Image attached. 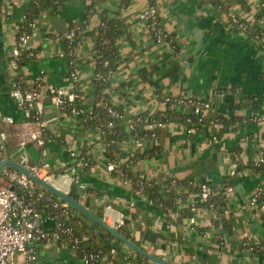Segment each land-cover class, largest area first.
<instances>
[{"label":"crops","instance_id":"crops-1","mask_svg":"<svg viewBox=\"0 0 264 264\" xmlns=\"http://www.w3.org/2000/svg\"><path fill=\"white\" fill-rule=\"evenodd\" d=\"M29 2L0 0V132L6 133L10 154L29 142L30 132L38 127L28 121L25 110L10 93L19 75L11 64L13 47ZM153 2L163 28L170 34L167 40L157 41L148 22L140 17L151 0H130L124 8L123 0H61L55 10L46 9L36 19L28 44L35 54L21 65V74L33 86L43 79L71 88L69 60L62 53L63 36L72 21L86 19L74 64L80 81L90 80L96 62L94 34L102 14L105 10L110 16L120 14L130 26L118 40L122 61L109 77L107 93L112 105L127 116L152 114L166 109L163 96L199 97L212 104L205 114L218 112L225 118L224 122L207 123L195 131H189L182 121L165 123L157 138L146 139L144 148L135 150H152L138 168L158 181L187 173V177L202 176L201 181L214 185L229 180L232 189L226 204L218 209L199 208L195 226L188 218H178L177 209L169 215L163 213L158 205L136 193L128 181L111 173L100 127L87 126L82 116L56 108L49 97L44 107L46 143L38 149V161L47 159L52 163L57 186L67 190L75 183L86 185L85 194L76 191L73 197L101 215L107 203L125 216L126 223L142 215L144 219L138 221L141 239L147 228L154 229V217L157 222L164 219L176 235L173 257L181 244L194 259L189 264H264V251L255 249L264 240V210L250 203L259 187L263 188L259 205L264 203V170L250 166L252 157L264 150V40L259 41L231 18V12L237 13L253 24L262 16L259 24L264 31L261 0H250L248 9L236 4L228 11L210 0ZM92 92L82 100L90 112L94 111ZM7 116L13 120L7 121ZM242 116L247 119L239 120ZM122 146L133 149L135 145L129 141ZM71 148L88 150L95 164L88 169L84 164L73 167ZM25 153L17 157L19 162H36L27 150ZM188 199L196 200L192 195ZM43 218L45 227L55 225L54 219L44 214ZM155 230L168 237V232ZM35 264L81 261L66 246L42 243Z\"/></svg>","mask_w":264,"mask_h":264},{"label":"trees","instance_id":"trees-1","mask_svg":"<svg viewBox=\"0 0 264 264\" xmlns=\"http://www.w3.org/2000/svg\"><path fill=\"white\" fill-rule=\"evenodd\" d=\"M60 1L61 0H30L29 4L27 5L24 11V17L19 25V30L16 33V38H18L24 32L31 34L36 19L39 17L41 12L46 9L55 10ZM210 1L214 4L220 5L228 11L230 6L236 4H239L244 9H248L250 0ZM129 3L130 0H123V4L121 7L124 8L128 6ZM261 4L264 9V0H261ZM148 6H153L156 8L153 0H151V3ZM238 15L240 20L244 22L246 21L250 24L246 28V30L249 33L253 34L255 38H257L259 41H263L264 39L262 38L264 35V31L259 24V21L262 16H259V18H257L252 24L245 18L241 17L240 14ZM85 21H72L69 24V29H74L78 26V35L73 41H70L69 39L63 37V51L67 58H74L77 42L85 28ZM146 21L149 24L154 38L159 41L154 30L152 29L153 22L159 26H162L157 8L155 13L150 15ZM129 26V22H127L126 19L120 14L116 16H110L108 14V11L105 10L103 12L100 25L97 29V32L94 34L96 48V67L94 70V74L91 78L93 85L92 95L94 100V111H85L84 113H79L78 115L82 116L87 126L100 127V130L102 131V140L105 142L107 147L108 161L119 162V166L113 171H111L114 176L128 179V181H130L132 189L136 193H139L147 199L151 200L153 204L158 205L160 210L167 215H169L172 210H175L179 207L180 200L184 201L185 205L180 207V215L178 216V218H186L196 213L195 209L192 208L191 203H188V197L191 194L199 195L201 191V183L203 181L196 180L194 176H188L185 179L170 178L164 181H158L154 177H143L138 166L142 160L152 155V150L144 149L132 152L130 151L131 149H128L127 147L124 148L122 146V143L138 137H142L145 139L157 137L159 135L160 129L152 130L148 128H143L137 124L134 129L128 130L126 128V119L114 117L111 112H109L106 106L98 104V101L101 98H105L109 101L107 93V88L110 83L109 77L110 74L118 68L122 61V58L119 53L118 40L129 32ZM165 38H170V34H168V32L167 35L164 36L162 39ZM71 49L72 53L70 54ZM34 54L35 51L32 48L27 47L22 49L19 64L22 65L27 57L33 56ZM72 68H75V64L70 65V70L68 73L69 77ZM17 78L22 79V74L20 73ZM74 83L75 84L73 89L80 93L81 98H78L77 100L70 102L65 106L64 110L69 112H71V109L73 107L83 105V90L81 86L79 87V82ZM138 115H141L142 118L148 117L149 120L158 119L163 123H167L169 121H182L187 126L196 128H200L207 123L214 124L225 121V118L218 112H214V114L210 116L206 115L202 117L201 115L195 112L194 105L190 104L188 109L183 111L177 109L176 107H173V102H168L166 109L163 111L152 114H134L133 117H136ZM244 117L246 116L239 117L238 119L241 120ZM28 118L29 120L34 119L31 116H29ZM110 121L113 122V125L109 124ZM0 150L3 151L1 157H4V152L8 150L7 145L4 147L3 143L0 142ZM124 158L126 159L121 162V160ZM81 159H86L87 163L83 165V167L86 169L91 168L95 164V161L93 160L91 154L88 152V150L84 149H81L79 155L73 157V161L71 164L76 165L77 162H79ZM250 166H252L257 171L264 170V165H256L253 160V157L251 159ZM229 185H231V181L228 180L224 182V184H221V187H223V189L225 190ZM184 186L186 188H184L183 190ZM223 189H220L217 193L211 195L206 200H195V207L218 209L219 207L224 206L226 204L227 196ZM39 193H43L44 197L38 199L37 195ZM31 199L34 206L42 213V215L44 214L45 217H53L56 222L63 221L65 226H71L74 230V234L80 237L87 236L86 239L81 240L80 247L77 250V254L79 256H83L84 254L93 250L97 251L99 249H104L108 251L114 244L113 241L107 240L108 238L112 239V237L116 238L112 236V234L108 230H106L104 227L97 223H93V225L88 224L85 215L81 212H76V210L72 206H70L69 209L63 208L62 200L57 197L54 193L46 190L45 188L38 187L36 190V194L32 196ZM55 201L58 202L59 206H54ZM228 225L229 227H231L230 223H228ZM95 227H99L98 233L95 232ZM120 230L123 231L129 237H131L130 230L126 226L120 227ZM64 238L66 239V236H64ZM119 242L120 240H118V242L116 243L118 244ZM248 245H246V247ZM253 248H255V246ZM255 249H261L264 251V240L260 242V247H256ZM120 251H123V249H120ZM133 252L138 254L140 262L148 259L147 257L136 252L135 250H133Z\"/></svg>","mask_w":264,"mask_h":264},{"label":"built area","instance_id":"built-area-1","mask_svg":"<svg viewBox=\"0 0 264 264\" xmlns=\"http://www.w3.org/2000/svg\"><path fill=\"white\" fill-rule=\"evenodd\" d=\"M156 8L153 6H147L141 13L140 17L143 20L154 14ZM24 17V14H23ZM232 20L237 23L242 29L250 25L248 22L240 20L237 13H231ZM77 28L68 29L64 34V38L69 39L70 41L75 40L78 35ZM152 29L154 30L157 38L162 40L164 36L167 35V32L162 28V26L152 23ZM31 34L24 32L15 40L13 47V56L11 60L12 66L21 73V65L19 61L21 59L22 49L27 48ZM264 39V35L263 38ZM64 55V51L62 52ZM72 49L70 50V54ZM66 56V55H65ZM69 64H74V58H68ZM70 78L72 79V87L64 88L52 82L40 80L36 85L27 84L23 75L22 79L17 78L14 81V86L12 87L10 93L17 100L18 104L25 110L26 115L33 117L34 119L28 120L38 124L36 130H33L29 134V142H32L34 146L39 149L45 145L44 137V107L45 99L50 98L52 104L60 109L64 110L65 106L70 102L81 98L79 92L74 90V82H79V87L83 85V82L79 79V73L76 68L71 69ZM166 101L174 103H183L187 107L190 104L194 105L195 112L202 117L206 116L204 108H211L212 104L209 100L202 99L199 97H178V96H167L165 97ZM98 104L104 105L107 107L109 112L114 117L126 119V128L132 130L136 125H140L143 128H148L152 130L160 129L163 126V122L158 119L149 120L147 118H142L141 115L133 117V115H125L124 112L119 110V108L113 106L105 98H101L98 101ZM65 111V110H64ZM84 105L73 107L71 112L74 114L84 113ZM201 117V118H202ZM259 116H255V119ZM7 121H12L11 116L5 118ZM29 119V118H28ZM247 119L246 117L244 118ZM110 125H113V122H109ZM196 127H189V131H195ZM102 135V131H101ZM5 138L6 133L0 132V142L3 143L5 147ZM145 138L138 137L133 138L130 141L134 143V148L130 151L135 152L138 148H144ZM129 142V141H125ZM27 142H23L24 146ZM26 151V150H25ZM23 151L21 154H26ZM3 151L0 150V161ZM6 153V152H4ZM80 152L76 151L74 148H71V156L76 157ZM126 158L122 159L125 160ZM253 160L256 165H264V150L257 152ZM23 163V162H21ZM86 159H81L77 164H86ZM27 165L31 170L35 172L39 177L54 182L55 173L53 172V165L47 159H42L41 161H36L33 163H23ZM119 166V162H108V168L110 171H113ZM74 167V165H73ZM143 177H147L141 174ZM124 179L123 177H121ZM128 181V179H124ZM75 181H79L78 178H75ZM130 183V181H128ZM39 185L33 178L23 171H20L15 168H5L3 170L2 176L0 178V264H35L38 260L40 254V245L43 243H48L51 246H66L68 247L81 261V264H159L153 260L147 259L145 261H139L138 254L133 252V249L120 251L119 244L114 243L112 247L107 251L104 249H99L97 251H90L83 256L77 254V250L80 247L81 240L86 239L87 236L80 237L74 234V230L71 226H65L63 221H55V225L52 228H47L43 224V215L42 213L34 206L32 203L31 197L36 194V190ZM201 191L199 197L201 200L208 199L211 195L217 193L220 189H223L220 185L210 184L209 182L201 183ZM231 185H229L224 192L226 196H229L231 191ZM263 192V188L259 187L253 193L250 203L252 205L259 206L264 210V203L260 204V196ZM43 193H39L37 198H43ZM151 202V200L147 199ZM194 199H188V203H191L192 208L195 209V212L199 208L195 207ZM185 202L180 200L179 207L176 210V216L180 215V207L184 206ZM54 206H59L58 202H54ZM62 206L65 209H69L71 206L67 201L62 200ZM196 213L192 216L186 217L189 220L191 226L196 224ZM48 218L54 219L53 217L46 216ZM103 219L120 229L122 226H126L125 216L117 211L110 203H107L103 209L102 213ZM55 220V219H54ZM66 236V239L64 238ZM142 239H145L144 237ZM152 242V241H151ZM150 247H145L151 252H156L155 242ZM162 256V255H161ZM164 257V256H163ZM168 258V257H165ZM173 260L172 258H169Z\"/></svg>","mask_w":264,"mask_h":264},{"label":"water","instance_id":"water-1","mask_svg":"<svg viewBox=\"0 0 264 264\" xmlns=\"http://www.w3.org/2000/svg\"><path fill=\"white\" fill-rule=\"evenodd\" d=\"M25 150H27L30 153V155L35 161L39 160L41 153L34 146L32 142H27L24 146L20 147L16 152L12 154H10L8 150H6L5 156L0 161V178L5 168H15L20 171H23L26 174H28L31 178H33L43 188L54 193L61 200L67 201L76 210V212H81L82 214H84L85 217L87 218L88 224L93 225V223H97L101 225L106 230H108L112 234V236L116 237L118 240L125 243L129 248L135 250L136 252L147 257L148 259L153 260L159 264H179L169 258H165L155 252H151L147 250L141 244L136 242L133 238L126 235L123 231H121L114 225L106 222L99 212H96L92 210L91 208H89L88 206H86L83 203L82 199H76L75 197H73V194L76 191L81 194H85L87 190L86 185L82 183H75V184H72L69 187V189L65 190L57 186L55 183L39 177L27 165L17 160V157ZM129 222L130 221L127 220V225L129 224ZM127 225L126 227L128 228ZM94 230L96 233H98L99 227H95ZM165 237L166 236L163 232L159 230H155V229H150V228H147L144 233V238L152 242H156L159 238L164 239ZM107 240L111 241V238H108ZM162 246H165V244L163 243Z\"/></svg>","mask_w":264,"mask_h":264},{"label":"rangeland","instance_id":"rangeland-1","mask_svg":"<svg viewBox=\"0 0 264 264\" xmlns=\"http://www.w3.org/2000/svg\"><path fill=\"white\" fill-rule=\"evenodd\" d=\"M164 40H167V39L165 38ZM94 64H93V66H94V69H95L96 62ZM93 74H94V70H93ZM93 74H92V76H93ZM92 76H91V78H92ZM85 82H87V83H85ZM85 82H83V86L81 87L82 90L85 91V93H83V95H82V100L83 101H85V99L88 97V94H91V91L93 90V85H92L91 79L90 80H87ZM170 96L171 97H174L172 95H170ZM162 102L164 104H166V106L168 105V101H166V99L164 98V96H163ZM173 107H176L177 109L183 110V111H185V109H186V105L183 104V103H174L173 102ZM207 109L208 108H204L203 110H207ZM164 125H165V123L163 124V126ZM163 126L160 127V131L162 129H164V128H162ZM187 174H183L184 176H179L177 178L185 179V178H187V176H185ZM194 177L198 181L200 179H203L202 176H194ZM184 188H186V187L184 186L183 187V190H184ZM191 195L196 200H199L200 199L199 195H197V194H191ZM143 219H144V217L142 215H140V216L137 217V219L133 220L132 223L129 224L130 235H131V238H133L139 244L144 245L145 247H150L153 244L151 241H149L147 239H141L142 229H141L140 223L138 221L139 220H143ZM156 219L157 218L154 217V222L152 224V227L154 229L160 228V229L164 230L165 232H168L167 233L168 234V237L167 238H165V239H158L155 242L157 254L162 255L164 257L172 258L173 261H175V262H177L179 264H189V263L193 262L194 259H192V257H191L190 254L184 252V250L182 249L181 244L178 247V254H177V256L174 255L175 258L173 257V255H172L173 250L171 248L173 246L172 243H173V240L176 237V235L173 233V231H171L170 227L166 224V222L164 221V219H161L159 222H157ZM164 224H166L167 226H165ZM111 241H113V243L118 242V240L116 238H113V237H112ZM163 243L165 244V246H162ZM118 244L120 245V248H122L124 250L131 249L125 243H123L121 241ZM176 248H177V246H176ZM180 255H181V257H184L186 260L185 261L179 260L180 259V257H179ZM195 262L196 263H194V264H197V261H195Z\"/></svg>","mask_w":264,"mask_h":264}]
</instances>
